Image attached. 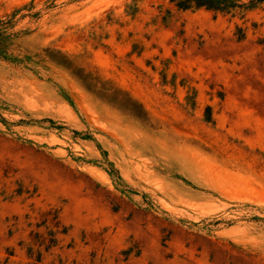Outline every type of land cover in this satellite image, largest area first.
I'll return each mask as SVG.
<instances>
[{"label":"rangeland","instance_id":"rangeland-1","mask_svg":"<svg viewBox=\"0 0 264 264\" xmlns=\"http://www.w3.org/2000/svg\"><path fill=\"white\" fill-rule=\"evenodd\" d=\"M31 2L0 59V264H264V5L0 18Z\"/></svg>","mask_w":264,"mask_h":264},{"label":"trees","instance_id":"trees-1","mask_svg":"<svg viewBox=\"0 0 264 264\" xmlns=\"http://www.w3.org/2000/svg\"><path fill=\"white\" fill-rule=\"evenodd\" d=\"M171 3L180 11H197L205 9L223 14H234L236 12H250L256 10L264 5V0H170ZM33 7V2L26 4L25 6L15 10L12 14L0 18V59L8 60L11 62H22L25 57H21L22 51L17 48L16 39L20 34H28V30L22 32L17 31L16 16L22 10H30ZM26 15V14H25ZM24 15V16H25ZM30 15V14H29ZM32 15V14H31ZM17 50L19 52H17ZM132 106L139 104L137 100H134ZM141 105V104H140ZM139 115V114H136ZM207 121H212V108L207 107L206 114ZM52 121V120H50Z\"/></svg>","mask_w":264,"mask_h":264}]
</instances>
